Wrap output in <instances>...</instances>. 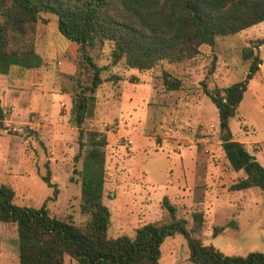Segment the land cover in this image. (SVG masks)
<instances>
[{
  "label": "rangeland",
  "instance_id": "374dc122",
  "mask_svg": "<svg viewBox=\"0 0 264 264\" xmlns=\"http://www.w3.org/2000/svg\"><path fill=\"white\" fill-rule=\"evenodd\" d=\"M259 39H264V21L238 34L218 37L216 48L202 46L193 59L162 60L145 71L127 69L121 61L104 73L106 81L95 93V117L87 121L85 131H102L108 139L103 199L111 212L109 236H133L143 224L170 221L162 206L168 198L176 207V217L186 219L187 228L203 244L226 255L264 253V191L229 190L244 172L230 168L220 138L218 110L200 88L214 56L212 86L242 81L250 67L242 50ZM77 48L59 32L57 17L42 13L33 49L41 56L43 69L36 73L13 66L4 79L0 76V85L8 86L9 102L17 106L14 112L6 109L7 129L0 130V185L14 189L18 204L39 208L47 200L53 214L72 217L83 225L88 216L80 209L81 171L90 145L85 136L77 159L78 130L69 123L74 88L70 76L80 69ZM110 50L108 42L98 44L92 56L99 65H106L111 61ZM258 52L263 64L249 82L230 128L234 139L244 143L264 166V44ZM166 73L181 81L180 88H166ZM37 75L43 77L42 83L33 82ZM112 75L119 80H107ZM48 172L57 185L56 195L43 180ZM195 210L205 213L201 229L192 220ZM215 226L221 227L218 235H213ZM189 255L182 233L161 244V264H195ZM0 264H19L13 224L0 223ZM65 264L78 263L66 256Z\"/></svg>",
  "mask_w": 264,
  "mask_h": 264
},
{
  "label": "trees",
  "instance_id": "16d2710c",
  "mask_svg": "<svg viewBox=\"0 0 264 264\" xmlns=\"http://www.w3.org/2000/svg\"><path fill=\"white\" fill-rule=\"evenodd\" d=\"M42 13L55 15L59 32L78 46L76 65L80 69L70 76L74 88L69 123L78 130L77 159L85 146V136L90 145L83 158L80 198L81 212L88 218L80 225L72 217L55 215L47 200L39 208L18 204L14 189L2 183L0 223L16 226L19 264H65L66 256L78 264H161V244L176 233L187 239L189 259L195 264H264V253L226 255L213 245L203 244L192 234L195 231L187 228L188 221L176 217V207L168 198L162 206L170 221L143 224L133 236H109L111 212L103 199L108 139L102 131H85L87 121L95 117V93L112 66L123 61L127 69L145 71L162 60L193 59L202 46L216 48L218 37L235 35L263 22L264 0H0V74H9L13 66L33 70L43 65L33 49ZM105 42L111 44V61L99 65L92 50ZM262 44L264 39H259L255 45L243 48L242 57L250 61V67L242 81L212 86L217 60L214 56L200 82L203 94L218 110L220 138L229 166L236 173L244 172L230 185L233 192L250 188L264 191V166L244 143L234 139L230 128L249 82L263 64L258 52ZM119 78L112 75L107 80ZM164 85L174 90L180 88L181 81L166 73ZM5 129L0 100V130ZM43 180L56 195L57 185L51 182L50 172ZM192 220L195 228L201 229L204 211L195 210ZM220 228L215 226L213 235H218Z\"/></svg>",
  "mask_w": 264,
  "mask_h": 264
},
{
  "label": "crops",
  "instance_id": "0c3cea01",
  "mask_svg": "<svg viewBox=\"0 0 264 264\" xmlns=\"http://www.w3.org/2000/svg\"><path fill=\"white\" fill-rule=\"evenodd\" d=\"M42 69H43V67L36 68L35 70H33V72L35 71L37 73L39 70H42ZM0 76H3V79L5 77V75H3V74H0ZM36 78L37 79H35V78L33 79V82H35V83H42V81L40 80V78H43L42 76L41 77L38 76ZM7 87L8 86H2V85H0V100H1V105H2V108L4 109L5 112H6V109H10L12 112H14L16 110V107L17 106H16V104H11L9 102L8 99L10 98V94H9L10 92L8 91ZM13 94H14L15 97H18V93L17 92L16 93H13Z\"/></svg>",
  "mask_w": 264,
  "mask_h": 264
}]
</instances>
